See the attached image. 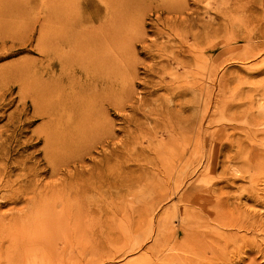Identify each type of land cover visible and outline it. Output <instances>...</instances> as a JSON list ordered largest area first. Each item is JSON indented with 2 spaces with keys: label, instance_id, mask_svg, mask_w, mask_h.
I'll return each mask as SVG.
<instances>
[{
  "label": "rangeland",
  "instance_id": "rangeland-1",
  "mask_svg": "<svg viewBox=\"0 0 264 264\" xmlns=\"http://www.w3.org/2000/svg\"><path fill=\"white\" fill-rule=\"evenodd\" d=\"M46 1L0 0V264H264V0H68L57 25L73 49L61 46V58L78 42L92 56L96 29L111 21L116 74L100 82L59 59L42 77ZM94 8L100 20L89 23ZM45 81L69 94L57 124L34 95ZM120 83L126 95L107 92ZM44 132L65 133L52 154ZM54 152L65 166L47 163ZM26 186L41 191L32 204L57 202L49 221L25 204L34 193L12 198ZM61 198L91 213L59 227Z\"/></svg>",
  "mask_w": 264,
  "mask_h": 264
},
{
  "label": "bare ground",
  "instance_id": "bare-ground-1",
  "mask_svg": "<svg viewBox=\"0 0 264 264\" xmlns=\"http://www.w3.org/2000/svg\"><path fill=\"white\" fill-rule=\"evenodd\" d=\"M71 1V0H70ZM67 2H68V0L67 1H64V0H55V1H50V4L48 5V2L46 1V3H47V9L49 8V6H51L49 9V11H47V13H45V24H44V38L42 37V40H40V41H42V48H43V54H44V56H45V58L47 59V65L44 67V70H43V76L42 77H47V79H48V76H49V78H50V74H51V69L53 68V66H54V62H55V60L56 59H59V61L61 62V61H63V62H65V63H67L68 64V62H69V65H70V63L72 62V64H74V66L76 67V69L78 70V71H80L82 74L83 73H85L87 76H88V79H89V76H90V78H94L97 82H100L101 80H103V81H106L107 79H110L111 77H114L115 76V74H116V72L114 71L113 72V74H112V76L110 77V75H107L108 73H107V71L108 70H110V67L109 68H107L108 67V59H107V55H106V52L105 51H107L108 49H109V43H108V35H110L109 34V32L108 33H106V31H108V28H109V24L111 23V21H109V24H103L102 26L100 25V27L99 28H97L96 30L97 31H100V33H98V35L94 38V40L92 41V44L96 47V48H93V52L91 53V52H89L92 56H90V57H86L85 56V54H83V50H80V49H83V48H85V45H81L80 44V42H78V39L77 38H75L74 39V41L75 42H78L77 43V45H78V48H74V50H72L71 52H70V54H68V56L67 57H63V58H61L63 55L60 53V50H59V48L61 47V46H68V48L69 49H73L72 48V46H71V44L69 43V42H66L65 44H64V42H63V40H62V38H61V36H60V31H59V28H60V25H57V23L59 24V18H60V16L61 15H67L68 14V9H69V7H67ZM42 3V2H41ZM90 5V3L89 4H87L86 6H89ZM108 5V4H107ZM44 6V5H43ZM43 8V7H42ZM106 8H108L107 6H106ZM44 10V9H43ZM42 11V10H41ZM46 11V10H45ZM74 11V10H73ZM72 13V12H71ZM72 14H74V13H72ZM75 15V14H74ZM112 17H114V16H112ZM112 17H111V19H112ZM92 19V21H90L89 23H91V22H96V21H99L100 20V14H99V11L96 9V8H94V14H93V16L91 17ZM157 18V17H156ZM159 19V18H158ZM157 19V20H158ZM57 20H58V22H57ZM61 21V20H60ZM79 21V20H78ZM112 22H115V18H114V20L112 21ZM88 23V22H87ZM117 23H119V22H117ZM71 26V25H70ZM117 26V25H116ZM41 27V26H40ZM121 27V26H120ZM115 28V27H114ZM95 29V28H94ZM63 30V29H62ZM65 30V29H64ZM63 30V31H64ZM42 31V30H41ZM71 33V32H70ZM155 33V32H154ZM108 34V35H107ZM115 35V34H114ZM156 35V34H155ZM159 35V34H158ZM158 37V36H157ZM79 39L81 38V37H78ZM153 38V37H152ZM68 41V40H67ZM141 41H142V39H141ZM149 42H150V40H149ZM74 43V42H73ZM86 44V43H85ZM151 46H152V48H154L153 46H155L156 47V39H154L153 41L151 40ZM164 45V44H163ZM93 46V47H94ZM74 47V46H73ZM146 47V46H145ZM41 48V49H42ZM4 49V48H3ZM79 49V50H78ZM164 49H166L165 47H160L159 48V50L160 51H163ZM88 54V53H87ZM89 54V55H90ZM173 61V60H172ZM171 61H169L168 63H167V65L170 63ZM37 63V62H36ZM64 63V64H65ZM58 64H59V62H58ZM64 64H63V66H64ZM62 65V64H61ZM60 65V66H61ZM73 66V65H72ZM136 66V65H135ZM169 66V65H168ZM38 67V66H37ZM66 67H69V66H66ZM167 67V66H166ZM184 67V66H183ZM190 67V66H189ZM188 67V68H189ZM24 68V67H23ZM29 68V67H28ZM31 68H32V66H31ZM39 68V67H38ZM74 68V67H73ZM113 68V67H112ZM162 68H163V70L165 69V67L163 66V67H161V70H162ZM32 69H34V68H32ZM63 69V68H62ZM66 69V68H65ZM72 69V68H71ZM75 69V70H76ZM28 70H30V69H28ZM68 70H70V69H68ZM149 70V69H148ZM182 70V69H181ZM17 71H19V69L17 70ZM29 72V71H28ZM27 72V73H28ZM36 73H38L37 72V70L35 71ZM69 72V71H68ZM72 72H73V70H72ZM110 72V71H109ZM112 72V71H111ZM165 72V71H164ZM63 73V72H62ZM25 74V73H24ZM30 74H32V71H31V73ZM29 74V75H30ZM84 74V75H85ZM17 75V74H16ZM57 75V74H56ZM77 75V71H74V77ZM85 75V76H86ZM179 75V74H178ZM24 76V75H23ZM51 76H53V75H51ZM120 76V75H119ZM181 76V75H180ZM26 77H27V75H26ZM72 77V76H71ZM110 77V78H109ZM198 77V76H197ZM196 77V78H197ZM1 78V77H0ZM178 78V77H177ZM20 79V78H19ZM43 79H45V78H43ZM64 79V78H63ZM113 79V78H112ZM114 79H117V77L116 78H114ZM179 79H181V78H179ZM34 80V79H33ZM32 80V81H33ZM72 80V79H71ZM87 80V79H86ZM91 80V79H90ZM169 79H167V81H168ZM176 80V79H175ZM202 80V79H201ZM9 81V80H8ZM14 81V80H13ZM12 81V82H13ZM22 81V80H21ZM52 81V80H51ZM51 81H45V82H47V83H39L38 84V87H37V85H36V89L34 88V92H35V94L34 95H38V94H40V92L42 91L43 93H44V96L45 97H43V100L41 101V103L42 102H46V104H45V108L44 109H42L41 110V112H40V114H41V116H44V117H46V118H48V122L49 123H51V122H53V123H56V122H58V117L56 116V114H55V112H56V109H58L59 107H63V103H64V100H65V95H64V92H63V88H62V85L61 86H59L60 87V94H59V96H58V93H59V88L57 87V85L52 89L53 91H54V94H55V96L52 94V92L50 91V88L52 87V86H54L53 85V83H51ZM61 81H62V79H61ZM65 81V80H64ZM67 81V80H66ZM68 81H70V80H68ZM112 81V80H111ZM53 82H54V80H53ZM92 82V83H91ZM91 82L89 81V83H86V85H87V87L89 88V87H91L92 85H93V80H91ZM136 82V81H135ZM135 82H133V83H135ZM7 83V82H6ZM8 83H10V82H8ZM23 83V82H22ZM32 83V82H31ZM38 83V82H37ZM58 83V82H57ZM66 83V82H65ZM74 83V81H72V82H69V84H68V82H67V84L69 85V87H70V89H72V88H74V85H72ZM59 84H60V82H59ZM62 84V83H61ZM86 85H85V87H86ZM108 85V84H107ZM119 86V88H120V90H117V89H115L114 88V86L116 87V84H111V85H108V90H107V92H110V93H113V92H116V91H119L120 93H122L123 95H126L127 93H128V91H127V88H125L124 87V85L123 84H118ZM67 86V85H66ZM94 86V85H93ZM149 86V85H148ZM198 86V85H197ZM202 86V85H201ZM23 87H25V85H23ZM200 87V86H199ZM65 89V88H64ZM91 89V88H90ZM196 89H198V88H196ZM28 90V89H27ZM26 90V91H27ZM29 90H31L30 88H29ZM98 90V89H97ZM78 91H79V89H78ZM104 91H106V88H103L102 89V92H104ZM89 92V91H88ZM101 92V94H104V93H102ZM66 93V92H65ZM205 93V92H204ZM62 94V95H61ZM66 94H68V93H66ZM69 95V94H68ZM81 96V95H80ZM89 96H90V94H89ZM95 96V95H94ZM63 97V98H62ZM96 97V96H95ZM199 97H200V95H199ZM34 98L37 100V98L34 96ZM81 98L83 99V97L81 96ZM79 96H74V95H70V97L68 96V99L66 100V103H71V105L72 106H78V105H80L81 104V101H82V99H81ZM204 98V97H203ZM69 100V101H68ZM87 100H88V98H87ZM203 100V99H202ZM108 100L106 99V98H102V100H101V98H100V101H98L100 104H103L104 102H107ZM84 102V101H83ZM86 103V102H85ZM39 104H40V102H39ZM43 104V103H42ZM40 106V105H39ZM169 107V106H168ZM67 108V107H66ZM62 110V109H61ZM68 110H70V109H68ZM58 111V110H57ZM73 111V110H72ZM181 111V110H180ZM38 112V111H37ZM97 112V111H96ZM73 113V112H72ZM100 114H101V112H99ZM58 114V113H57ZM69 114V113H68ZM31 115H33V114H31ZM99 115V114H98ZM18 116V115H17ZM62 116H63V114H62ZM68 116V115H67ZM60 118V117H59ZM64 120V119H63ZM42 121V120H41ZM60 122V121H59ZM43 123V122H42ZM65 123H66V121H65ZM86 123V122H85ZM45 124V123H44ZM57 124V123H56ZM60 124V123H59ZM46 125V124H45ZM43 126V127H46V126ZM99 125H100V123H99ZM102 125V124H101ZM101 125H100V127H99V129L100 128H102L101 127ZM194 125H196V124H194ZM88 126H90V125H88ZM87 126V127H88ZM97 126V125H96ZM92 127L91 129H94V130H97V128L98 127ZM104 126V125H103ZM189 126H191L190 124H189ZM53 127V126H52ZM56 127V126H55ZM58 127V126H57ZM60 127V126H59ZM62 127V126H61ZM54 128V127H53ZM72 128V127H71ZM104 128V127H103ZM102 128V129H103ZM47 129V128H46ZM105 129V128H104ZM103 129V130H104ZM188 129V128H187ZM1 130H2V128H1ZM15 130V129H14ZM62 130V129H61ZM11 131V130H10ZM19 131V130H18ZM54 131V130H53ZM105 131V130H104ZM174 132V131H173ZM17 133V132H16ZM45 133V132H44ZM43 133V134H44ZM62 132H47V133H45L44 135H47V137H45V139H44V141H45V150H46V152H48V153H50V154H52V151H51V149L54 147V146H59V144H60V140H58L59 138H60V134H61ZM64 133V132H63ZM62 133V134H63ZM103 133V132H102ZM65 134V133H64ZM105 134V133H104ZM213 134V133H212ZM9 135H10V133H9ZM13 135H14V133H13ZM81 135V134H80ZM75 136V137H73V136H71V140L73 141V140H76V139H78V140H80V138H82L83 136L85 137L86 135L85 134H82L81 136ZM108 135V134H107ZM67 136V135H66ZM65 136V137H66ZM43 137V138H44ZM43 138H41V139H43ZM65 139V138H64ZM107 138H105L104 140H106ZM109 139V138H108ZM107 139V140H108ZM10 140V139H9ZM30 141H31V139H30ZM66 141H67V139H66ZM65 141V142H66ZM11 142V141H10ZM39 142V141H38ZM10 144V143H9ZM67 144H68V142H67ZM66 144V145H67ZM75 144V142L73 141V145L72 146H75L74 145ZM65 145V144H64ZM0 146H2V145H0ZM50 147H52V148H50ZM66 148V147H65ZM68 148H69V145H68ZM72 148H74V147H72ZM7 149V148H6ZM57 149V148H56ZM75 149V148H74ZM65 150V149H64ZM70 150H71V148H70ZM73 150V149H72ZM2 151V150H1ZM4 151H5V148H4ZM76 151V150H75ZM62 152V151H61ZM74 152V151H73ZM56 152H54V157L52 158L51 156H49L48 157V161H47V163L48 164H50L51 165V167L53 166V167H58L59 166V164L60 163H62V165L63 166H65L66 164H64V162H63V160L62 159H60V157L57 155V154H55ZM7 154V153H6ZM6 154L4 155V156H6ZM80 160V159H79ZM5 161V160H4ZM6 161H7V159H6ZM68 162V161H67ZM5 163V162H4ZM47 164V165H48ZM68 164V163H67ZM45 165V164H44ZM0 167H2V166H0ZM28 167V166H27ZM61 167V166H60ZM4 168V167H3ZM35 168V167H34ZM4 169H6V168H4ZM37 169V168H36ZM53 169V168H52ZM3 170V169H2ZM8 170V169H7ZM4 172H5V170H3ZM28 171V170H27ZM41 171V170H40ZM3 172V173H4ZM7 172V171H6ZM53 172V171H52ZM30 173V172H29ZM38 173V172H37ZM1 175V174H0ZM7 175H8V173H7ZM29 175V174H28ZM27 175V176H28ZM27 176L24 174L23 175V177H24V179H26L27 178ZM4 177V176H3ZM18 177H19V175H18ZM6 179V178H5ZM31 180V179H30ZM34 180V179H33ZM4 181V180H3ZM35 181V180H34ZM33 182V181H32ZM27 183V182H26ZM26 183H25V181H24V184L26 185ZM2 184H4V182L2 183ZM6 184H8L9 185V183L8 182H6L5 183V186H6ZM20 184V183H19ZM30 184V183H29ZM37 184V183H36ZM15 185V184H14ZM18 185V184H17ZM31 185V184H30ZM3 186V185H2ZM21 186V185H20ZM23 186V185H22ZM37 186V185H36ZM38 186H39V184H38ZM56 186V185H55ZM7 188H9L10 189V185L9 186H6ZM30 187V186H29ZM28 186H26L25 187V189H23L22 190V192H20L19 191V194L17 195H15V193L13 194V195H11L12 196V198L13 197H17V199L19 198L20 199V196L19 195H21V196H23L24 198H25V196L24 195H30V194H33L34 193V189L33 188H29ZM4 188V187H3ZM21 189V188H20ZM54 189V187L53 186H50V187H44V190L45 191H54L53 190ZM72 189H74V188H72ZM12 190V189H11ZM78 190V191H77ZM10 191V190H9ZM86 191V189L84 188V187H78L77 189H76V191H75V194L76 193H78V192H85ZM10 192H12V191H10ZM39 193H41V191H38L32 198H30V199H28L26 202H25V204L27 203V202H29V204L31 203V208H30V210L31 209H33L34 211H35V216H34V218L35 219H40V223H44L43 222V220H44V218H46L47 216H49L50 215V213H52L53 212V210L52 209H55V207L57 206V202L56 201H53V202H49V204H46V205H43V204H41V203H33L32 204V202H33V200L35 199V197L37 196V195H39ZM48 194L49 193H47V194H44L43 196H41L40 198H41V201H43V199H45V201L48 203V197H52V195H50V196H48ZM11 198V197H10ZM62 199V201H60V202H63L64 203V205L63 204H61L60 206H61V210H60V212L59 213H61V212H63L62 214H64L65 213V215H61V217H59V219H57L56 218V220H55V217L53 218L54 220H53V222L55 223V224H60V221H62L61 222V226H59V227H62L63 226V223H72L73 221L76 223L79 219L81 220V219H84V218H80L79 216H81L80 215V213L79 212H83V211H86L87 212V214L88 213H91V212H89V211H87V210H85L84 208V210L82 211L81 209H77V215L75 214L76 212L74 211V209H73V211H72V208L70 209L69 207H68V205H69V200L68 199H66V198H61ZM9 203V202H8ZM79 203V202H78ZM84 206V205H83ZM86 206V205H85ZM77 207H78V205H77ZM86 207H88V206H86ZM74 208V207H73ZM80 208H82V207H80ZM36 209V210H35ZM76 210V209H75ZM81 210V211H80ZM89 210V209H88ZM85 212V213H86ZM216 212V211H215ZM32 213H33V211H32ZM48 213H49V215H48ZM58 213V211L56 212V214H59ZM84 213V212H83ZM217 213H218V211H217ZM86 214V215H87ZM85 214H84V216H86ZM92 215V214H91ZM218 215H219V213H218ZM46 216V217H45ZM60 216V215H59ZM83 216V215H82ZM81 216V217H82ZM8 217V216H7ZM28 216H26V218H27ZM44 217V218H43ZM92 217V216H91ZM217 217V214H216V216H215V218ZM20 218V217H19ZM33 218V217H32ZM74 218V219H73ZM89 218V217H88ZM13 219V218H12ZM64 219H65V221H64ZM86 219V218H85ZM217 219H218V217H217ZM220 219V218H219ZM47 220H48V217H47ZM87 220V219H86ZM90 220V219H89ZM88 220V221H89ZM224 220V219H223ZM14 221V220H13ZM33 221L34 220H32V223H33ZM49 221V220H48ZM68 221V222H67ZM52 222V223H53ZM79 222V221H78ZM215 222H216V219H215ZM20 223V222H19ZM69 223V224H70ZM46 224V223H45ZM69 224H68V226H69ZM20 225H22V224H20ZM25 225V224H24ZM29 225V224H28ZM41 225V224H40ZM78 225V224H77ZM90 225V224H89ZM88 225V226H89ZM229 225V224H228ZM228 225L226 226V225H223L224 227H228ZM44 226V225H43ZM43 226L41 225V227H40V229H42L43 228ZM53 226H54V224H53ZM79 226V225H78ZM75 227H77L76 225H75ZM230 227V226H229ZM28 228V227H27ZM89 228V227H88ZM44 229V228H43ZM42 229V230H43ZM76 229V228H75ZM87 229V228H86ZM26 230V229H25ZM88 230V229H87ZM91 230V229H90ZM114 230V229H113ZM58 231H60V229L58 230ZM83 231V230H82ZM70 232V231H69ZM79 232V231H78ZM113 232V231H112ZM116 232V231H115ZM22 233V232H21ZM33 233V232H32ZM40 233V232H39ZM111 233V232H110ZM154 233V232H153ZM60 234V233H59ZM34 235V234H33ZM38 235V234H37ZM31 236V235H30ZM78 236V235H77ZM76 236V237H77ZM111 236V235H110ZM29 236L27 235V237L26 238H28ZM57 237V236H56ZM56 237H54V238H56ZM21 238V237H20ZM32 238H33V236H32ZM38 238V237H37ZM42 238V237H41ZM53 238V237H52ZM39 239V238H38ZM79 239V238H78ZM118 239V238H117ZM26 240V239H25ZM47 241V240H46ZM29 242V241H28ZM27 242V243H28ZM87 242V241H86ZM22 244H23V242H22ZM29 244V243H28ZM55 245V244H54ZM194 245H196V244H194ZM51 246V245H50ZM53 248V247H52ZM22 249V248H21ZM51 249V248H50ZM50 249H48V250H50ZM47 250V249H46ZM256 250V249H255ZM50 251H52V250H50ZM49 251V252H50ZM67 251V250H66ZM211 252V251H210ZM209 252V253H210ZM42 253V252H41ZM216 253H217V251H216ZM51 255V254H50ZM55 255V254H54ZM53 255V256H54ZM52 256V255H51ZM212 257H214V256H212ZM216 257V256H215ZM54 259H55V257H53ZM57 258V257H56ZM240 259V258H239ZM244 260V259H243ZM52 261V260H51ZM254 262V261H253ZM58 263V262H57ZM238 263V262H237ZM240 263V262H239ZM208 264V263H207Z\"/></svg>",
  "mask_w": 264,
  "mask_h": 264
}]
</instances>
